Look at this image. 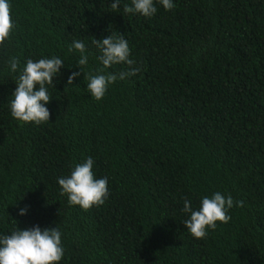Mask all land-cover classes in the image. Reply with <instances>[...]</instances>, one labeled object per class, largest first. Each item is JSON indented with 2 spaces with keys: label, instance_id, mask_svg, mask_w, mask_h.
<instances>
[{
  "label": "trees",
  "instance_id": "1",
  "mask_svg": "<svg viewBox=\"0 0 264 264\" xmlns=\"http://www.w3.org/2000/svg\"><path fill=\"white\" fill-rule=\"evenodd\" d=\"M13 30L0 45V238L56 227L58 264H264V0H154L151 17L112 0H8ZM123 34L141 71L96 100L85 75L103 65L94 40ZM85 44L88 57L69 50ZM19 60L17 72L8 61ZM59 57L46 84L49 121L11 115L29 59ZM114 64L105 73L128 70ZM81 72L73 85L68 77ZM39 85L36 86V90ZM91 157L109 194L85 210L58 184ZM231 196V219L197 239L187 198ZM243 201V206H236ZM26 208L25 215L20 210Z\"/></svg>",
  "mask_w": 264,
  "mask_h": 264
},
{
  "label": "clouds",
  "instance_id": "2",
  "mask_svg": "<svg viewBox=\"0 0 264 264\" xmlns=\"http://www.w3.org/2000/svg\"><path fill=\"white\" fill-rule=\"evenodd\" d=\"M166 10L175 7L172 0H160ZM111 8L116 11L121 6V0H112ZM124 13H140L145 17H151L157 12L154 0H131V6H123ZM11 9L8 0H0V45L4 44L13 30ZM99 49L101 55L98 60L103 65L97 70V74H87V90L93 98L101 100L110 84L117 79L124 80L130 76H135L141 71L135 67V61L130 59V49L123 34L103 38L93 41ZM75 49L81 53L77 65L82 69L87 65L88 57L84 55L85 44L76 40L73 41L70 51ZM12 72H17L19 60L11 57L8 61ZM126 63L129 67L127 71L119 73H105V69L114 64ZM64 62L59 57H52L33 61L29 59L26 66L20 72L15 81L17 88L12 94L10 104L11 115L22 122L49 121L50 111L45 106L50 102L46 84L52 85L54 77L60 74V69ZM81 75V72H73L68 77V85H73L74 80ZM39 89L36 90V86ZM94 161L91 157L85 162L78 163L67 177H60L58 184L62 188V195L67 194L68 202L71 205H79L87 210L93 205L104 203L105 197L109 194L107 178L95 179L93 174ZM236 206H243V201H236ZM234 205L233 198L229 195L225 197L220 192H216L211 198H202L198 210H193L190 201L185 198L182 211L189 214V218L183 223L187 230L197 239L206 236V229H215L216 222L227 223L231 217L227 215V210ZM26 208L20 210V215H25ZM64 255L61 246V233L54 228L41 229L38 225L26 230L20 228L13 230L11 235L0 238V264H58Z\"/></svg>",
  "mask_w": 264,
  "mask_h": 264
}]
</instances>
